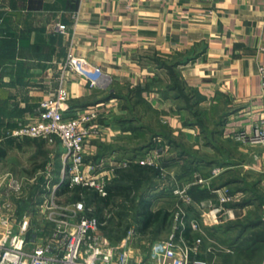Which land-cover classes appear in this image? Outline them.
<instances>
[{"label": "crops", "instance_id": "obj_1", "mask_svg": "<svg viewBox=\"0 0 264 264\" xmlns=\"http://www.w3.org/2000/svg\"><path fill=\"white\" fill-rule=\"evenodd\" d=\"M263 12L264 0H0V178L16 175V154L31 162L32 139L11 131L17 119L34 117L40 99L56 89L61 64L71 53L99 67L100 74L95 86L75 73L67 76V112L105 105L97 119L103 135L85 143L86 173L103 177L107 187L117 169L157 152L151 167L158 174L150 172L136 186L132 207L121 206L119 194L113 203L87 207L99 219L102 235L116 243L133 228L132 242L145 248L133 246L132 255L146 261L153 239L173 232L188 241L193 221L202 229L246 219V227L264 228L262 214H250L264 205L244 185L247 180L264 188V176L250 181L261 176L264 147L234 138L264 115ZM57 24H64L65 32ZM219 140L231 141L236 152L206 159L201 151L212 152L208 147ZM56 151V168H48L53 182L62 175ZM49 162L33 171L44 172ZM213 168L220 170L215 176ZM224 193L231 200L220 202ZM158 209L169 212L165 222H139L140 212ZM177 210L182 214L176 222ZM123 222L129 223L124 231ZM252 239L235 236L226 244L227 254L246 253L253 263L259 251L257 264H264V249L257 248L263 242ZM204 252L198 255L208 264L223 262L224 252Z\"/></svg>", "mask_w": 264, "mask_h": 264}, {"label": "built area", "instance_id": "obj_2", "mask_svg": "<svg viewBox=\"0 0 264 264\" xmlns=\"http://www.w3.org/2000/svg\"><path fill=\"white\" fill-rule=\"evenodd\" d=\"M262 23L264 24V12ZM56 29L61 33L66 30L64 24H57ZM60 69L56 89L40 99L34 117L26 121L17 119L11 134L18 138H42L47 143H51L53 139L59 140L62 147V175L57 182L52 183L53 190L66 182L68 186L86 185L100 195H105L106 180L85 171V143L92 137L103 135V128L97 123V119L105 105L74 108L68 113V91L64 85L67 76L75 73L86 77L90 86H95L100 69L84 57L71 53H68ZM259 77L260 94L264 99V65L259 67ZM234 138L264 147V115L252 126L251 131L238 130ZM156 155L157 152H147L138 162L156 165ZM49 164L50 162L46 172L40 173L46 182L45 187H49L51 183ZM219 171V168H213L212 175H217ZM8 179V186L18 185L13 177ZM182 199L190 203V197L186 194L182 195ZM219 200L226 202L231 197L224 193L219 195ZM88 210L82 200L61 203L51 192L40 203H36L33 211L24 213L20 219H15L12 213H3L0 220L5 227L0 231V264H130L131 259L133 264H208L207 259L198 255L201 251V237H195L189 242L177 238L173 232L149 243L146 261L133 257V228H128L118 242L112 243L100 233L99 219L87 214ZM179 212L175 213V221L179 218ZM37 216H41L43 224L34 227L36 223L32 224L33 219ZM45 223L51 225V232L39 237L37 231H43ZM190 225L192 229L199 230L198 222L193 221Z\"/></svg>", "mask_w": 264, "mask_h": 264}, {"label": "rangeland", "instance_id": "obj_3", "mask_svg": "<svg viewBox=\"0 0 264 264\" xmlns=\"http://www.w3.org/2000/svg\"><path fill=\"white\" fill-rule=\"evenodd\" d=\"M33 141V145L31 148V162L23 161L24 157L19 156L16 154V160H20V163L16 162V168L15 173L16 175L13 177L14 180H16L17 186L10 187L7 185L8 178H0V218L2 214L9 213L13 214L14 216H22L24 213H28L33 211L35 208L36 203H40L41 200L51 194V192L54 193V197L57 199V201L61 203H66L70 200L69 198V191H65L62 184H59V186L56 187L55 190L52 189V183H55L51 180V183L48 185L49 187H45L46 182L44 181V178L41 176L38 177V172L41 169H38L37 171H33L34 169H37V165L43 163V161H50L49 167H55L56 168V161L55 156L57 154V148L60 150L58 154L60 155L62 152L61 143L58 139H53L51 143L42 142L43 139L41 138H31ZM37 139V140H34ZM217 146L208 147L212 148V152H205L201 151L203 154H206V159H214L215 154L218 153L219 155L227 152H236V148L233 146V143L231 141H217L215 143ZM186 148H188V145H185ZM190 148V147H189ZM196 147H192L189 149V152L191 155H195L198 152L195 151ZM198 150V149H197ZM45 151V154L43 153ZM28 155V154H27ZM218 157V156H217ZM45 159V160H44ZM26 160V159H25ZM37 160V161H36ZM210 163L209 165H211ZM24 167V169H22ZM48 167V166H46ZM24 170V171H23ZM261 176H255V178L250 179V181H258L262 176H264V167L261 166ZM33 175V176H32ZM37 175V176H36ZM35 176V177H34ZM57 182V181H56ZM214 184V183H213ZM244 185L246 187H250L251 189V196H255L257 198V202L261 205H264V188L258 187L256 185H252V182H244ZM71 187L70 185L68 186ZM4 189V190H2ZM209 197V196H208ZM264 210L261 208H254L252 211H250V214L252 216L259 217L263 216ZM245 220H238L237 222H234L233 224H221L217 226L218 228H210V227H203L200 230L192 229L191 235L195 237H201L200 241V249L202 252H224L222 254L223 262L221 264H257L259 260H261L260 255L261 252L258 251V253H255L254 257L252 258L253 263L247 262L246 259V253L244 254H227L230 253L227 248V243L234 239L235 236L239 234H249L251 237H255L256 235L264 236V228L263 227H244L243 225L246 224ZM40 222L43 224V219L41 220V216H37L36 220L33 221V223ZM177 222V221H176ZM11 224V223H10ZM5 226L3 225L2 221L0 220V231L3 230ZM34 227H39V224H36ZM16 227L14 230L16 231ZM51 225L45 223L43 231H37V234H39V237H44L49 235L51 232ZM244 230V231H243ZM200 231V232H199ZM32 232V231H31ZM132 249L133 246L139 247V251L142 252V250L145 248V243H138V242H132ZM261 245V246H260ZM134 247V248H135ZM260 250L264 249V242L259 244L258 247ZM228 250V251H227ZM133 251V250H132ZM209 251V252H208ZM204 252V254H205ZM251 259V258H250Z\"/></svg>", "mask_w": 264, "mask_h": 264}, {"label": "trees", "instance_id": "obj_4", "mask_svg": "<svg viewBox=\"0 0 264 264\" xmlns=\"http://www.w3.org/2000/svg\"><path fill=\"white\" fill-rule=\"evenodd\" d=\"M118 173H117V177H115L112 182L110 184L107 185L106 187V193L105 195H100L99 193H97V191L95 189H93L92 187L86 186V185H81V184H74L72 185L70 188L68 187V184L65 183H61L64 187L65 191H69L70 195L69 198L71 200H82L85 204L86 207L89 206V204L91 203H103V204H108V203H113L114 200L112 199V196H115L116 194H119L121 196V198L123 199V203H121V206H124L127 202H129V206L132 207L131 203L134 201V194L133 192L136 189V186L138 187L139 184L145 180H147L149 178V173L150 172H157V170L153 167H151V165H140L139 163H132L130 164L127 168H120L117 169ZM158 174V172H157ZM125 202V203H124ZM141 202H143V199L141 200ZM146 204V203H145ZM179 211V210H177ZM87 214L92 215L91 211H86ZM169 212L167 210H161L158 209L156 210L154 213H149V214H145L144 212H140L139 216H140V220L139 222H144L146 221V219L149 218H154L156 220H158L160 223L165 222L166 217L168 216ZM181 211L179 212V216L181 215ZM125 223L123 226H121L124 230H126L128 228L129 223L128 222H123ZM141 223V224H142ZM120 226H118L120 228ZM219 226V225H217ZM217 226L211 227L213 229L218 228ZM256 226V225H254ZM253 226V227H254ZM143 227V224H142ZM246 227V225H243V228ZM178 229V226L176 227ZM180 228V227H179ZM244 231V230H243ZM200 232V231H199ZM242 234H239V236H242ZM250 236V235H249ZM191 238L188 240L189 242H191L195 236L191 235ZM251 237V236H250ZM255 239L260 240L261 242H264V236H260V235H256L255 237H253V241H255ZM232 240L229 241L227 244L231 245ZM262 244V243H261ZM261 246V245H260ZM259 247V245H257V248Z\"/></svg>", "mask_w": 264, "mask_h": 264}]
</instances>
